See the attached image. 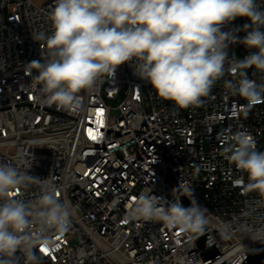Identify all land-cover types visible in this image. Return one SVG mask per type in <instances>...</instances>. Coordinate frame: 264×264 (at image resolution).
<instances>
[{
    "label": "built area",
    "instance_id": "2783aa9c",
    "mask_svg": "<svg viewBox=\"0 0 264 264\" xmlns=\"http://www.w3.org/2000/svg\"><path fill=\"white\" fill-rule=\"evenodd\" d=\"M54 3L0 0V162L19 164L31 153L29 174L50 181L75 210L68 231L53 234L56 247L43 252L41 264H210L220 257L243 264L261 245L246 235L264 228V220L254 222L242 212L256 194L244 193L247 176L226 158L222 137L247 131L264 151V100L248 111L246 101L227 89L226 82L239 78L230 72L199 107L177 109L124 64L84 96L80 113L38 102L25 66L46 54L33 31L51 33ZM250 23L238 17L223 30ZM255 51L240 43L227 49L239 60ZM247 71L258 79L254 69ZM114 109L119 115L111 123ZM180 184L208 210L204 235L219 252L215 259L206 261L190 234L127 216L149 189L165 204L175 198L190 206L188 197L173 191ZM39 195L34 184L18 197Z\"/></svg>",
    "mask_w": 264,
    "mask_h": 264
},
{
    "label": "clouds",
    "instance_id": "9594fccd",
    "mask_svg": "<svg viewBox=\"0 0 264 264\" xmlns=\"http://www.w3.org/2000/svg\"><path fill=\"white\" fill-rule=\"evenodd\" d=\"M238 17L251 23L223 30ZM48 20L50 34L33 31L46 54L28 63L25 71L35 99L58 110L84 111V96L124 64L177 109L199 107L230 72L239 78L226 82L227 89L246 101L248 111L264 100L262 0H55ZM241 30L246 32L243 38L237 35ZM237 43L256 51L243 60L229 57V45ZM248 69L258 79H250ZM222 139L226 158L247 176L244 193L256 194L242 212L254 222L264 220V151L247 131H228ZM20 160L0 162V264H41V249L56 247L53 234L68 231L75 210L59 199L50 181L29 174L31 153ZM34 184L40 189L36 199L18 197ZM173 191L188 197L190 206L175 198L165 204L149 189L135 198L127 216L162 223L197 239L205 233L208 210L193 199L190 187L180 184ZM246 236L264 244V228L249 230Z\"/></svg>",
    "mask_w": 264,
    "mask_h": 264
},
{
    "label": "water",
    "instance_id": "95a60500",
    "mask_svg": "<svg viewBox=\"0 0 264 264\" xmlns=\"http://www.w3.org/2000/svg\"><path fill=\"white\" fill-rule=\"evenodd\" d=\"M205 232H206V228H205ZM197 243L206 261L215 259L218 256L219 252L216 249V247L214 246L211 247L207 243L206 235L203 234L200 237H198ZM210 264H227V263L223 257H220L214 260ZM243 264H264V244H261L256 251L251 253L248 256V258L243 262Z\"/></svg>",
    "mask_w": 264,
    "mask_h": 264
},
{
    "label": "rangeland",
    "instance_id": "374dc122",
    "mask_svg": "<svg viewBox=\"0 0 264 264\" xmlns=\"http://www.w3.org/2000/svg\"><path fill=\"white\" fill-rule=\"evenodd\" d=\"M32 1H34L37 5L42 6V5H44L48 0H32ZM239 58L242 59V56L239 55ZM111 104H114L113 107H117V106L119 105V102H114V103H111ZM118 115H119V111H118L117 109H114V110L112 111V113H111V120H110L111 123H115V121H116Z\"/></svg>",
    "mask_w": 264,
    "mask_h": 264
},
{
    "label": "snow or ice",
    "instance_id": "6c2138e0",
    "mask_svg": "<svg viewBox=\"0 0 264 264\" xmlns=\"http://www.w3.org/2000/svg\"><path fill=\"white\" fill-rule=\"evenodd\" d=\"M98 114H101L100 112H99V110H98ZM101 123H102V121H101ZM93 138H95V137H93ZM41 251H43V252H47V249H41Z\"/></svg>",
    "mask_w": 264,
    "mask_h": 264
}]
</instances>
